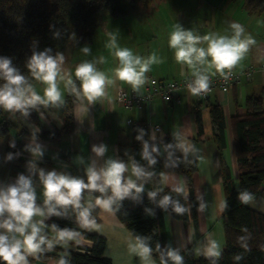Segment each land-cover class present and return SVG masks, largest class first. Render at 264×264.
<instances>
[{
    "label": "crops",
    "instance_id": "0c3cea01",
    "mask_svg": "<svg viewBox=\"0 0 264 264\" xmlns=\"http://www.w3.org/2000/svg\"><path fill=\"white\" fill-rule=\"evenodd\" d=\"M149 0L142 9L128 13L125 17L112 18L105 16L95 28L91 42L68 45L63 51L72 49L73 65H67L63 60L59 63L57 87L62 101L66 97L68 81L76 78L75 71L83 63H91L99 72H103L113 83H107L104 94L89 100L81 93L74 104L72 130L62 133L59 138L46 140L41 137L44 129L56 131L64 125L63 117L52 109L36 110L39 122L23 114L17 121L15 133L0 139V190L16 185L22 175L31 181L36 194V206L40 209V201L45 200L41 171L63 174L64 168L69 166L92 168L99 172L107 166L108 161H119L125 156L126 173L129 180H133V126L136 124H157L160 131H150L154 139L164 140L172 136L191 155L198 157L197 169L194 173V194L198 197V228L192 220L185 224L165 211V231L168 252L179 254L187 246H193L197 257H210L207 248L212 241L220 246L222 252L226 237L222 215L226 208L224 178L222 175L221 159L216 139V124L212 118L208 103L221 106L224 115V135L226 147L222 154L231 170L236 189H240V168L235 150L233 118L245 114L246 100L250 95H258L264 88V18L258 14H250L243 5V0H178V7L173 8L170 0H162L164 8L159 5L147 8ZM167 6H166V5ZM169 4V5H168ZM165 9V10H164ZM239 23L244 28V37L250 36L255 43L249 46L243 58L232 68L241 71L247 66H253L255 73L251 81L236 84L233 88H216L207 97H196L187 91L181 93V104H172L161 97L154 98L150 103L136 109L126 108L116 99L119 88L146 92L150 78L159 80L181 79L193 76V69L186 64H179L175 60L174 50L169 47V37L176 26L194 35L225 36L234 35L231 23ZM116 38V47L128 48L133 55L147 59L155 53L159 62L150 66L146 72L144 83L137 89L131 84L119 80L115 70L120 62L115 56L116 48L110 46L111 37ZM198 47L207 48V42L201 41ZM88 48L85 53L83 49ZM63 54L56 52L53 58ZM210 61V57H206ZM196 70L203 75L214 76V67L197 64ZM32 90L41 98L45 97L47 85L35 79L31 84ZM202 104L201 114L204 133L198 137L196 122V104ZM42 105L46 103H41ZM17 111L15 110V116ZM14 119V118H13ZM15 145L14 147L12 145ZM103 147V154H97L94 149ZM16 149V150H15ZM33 149H38L34 152ZM16 153V154H15ZM11 155V159L8 157ZM68 176V175H67ZM162 185L166 188H179L185 196L190 191L184 180L176 173H164ZM91 194H82L81 201L86 204L95 203ZM251 208L264 213V183L258 194L247 201ZM9 218L5 212L0 218ZM99 221L91 226L90 231L106 238L105 256L112 260V264H157L151 255L142 260L139 255L130 252L129 246L135 245L137 239L119 220L116 214L99 207ZM5 220L0 219V224ZM44 215L32 217L41 231L40 236L52 241L53 246L62 250L77 251L79 247L91 248L92 241L84 237L60 241L57 231L61 229L46 226ZM42 222V223H41ZM31 232V228L27 229ZM0 234L7 235L11 241L13 237L23 240V236L16 232H8L0 228ZM47 244L41 245V248ZM28 264H57L55 257L35 259L37 253L29 254L24 249ZM53 254L60 252L52 251ZM68 255V254H67ZM216 258V257H214ZM0 264L1 259H0Z\"/></svg>",
    "mask_w": 264,
    "mask_h": 264
},
{
    "label": "trees",
    "instance_id": "16d2710c",
    "mask_svg": "<svg viewBox=\"0 0 264 264\" xmlns=\"http://www.w3.org/2000/svg\"><path fill=\"white\" fill-rule=\"evenodd\" d=\"M0 0V59H8L11 66L25 77L27 84L35 81L29 63L34 54L55 50L63 52L69 44L81 45L93 40L98 23L105 16L118 18L139 10L148 0ZM248 13L258 14L264 18V0H243ZM6 81L0 77V87ZM82 93L81 81L76 77L67 85L63 103L53 105L37 103L27 108V115L39 122L36 110L52 109L64 119L61 129L42 130L41 137L46 140L57 139L62 133L72 130L73 116L71 110ZM202 104L195 107L198 137L204 133ZM212 118L216 124L226 208L222 215L226 242L219 258L197 257L194 247L187 246L178 255L183 264H264V213L247 205L242 197L250 198L259 193L264 183V88L258 95H250L246 100L245 114L233 118L236 156L240 168V189H236L230 168L223 158L222 151L226 147L224 135V115L220 105L208 103ZM0 107V139L10 134L17 121L24 114L17 111L15 119L3 117ZM133 168L139 167L143 175L133 174L132 183L142 187L137 193L135 188L123 199L114 197L112 189L104 193L85 189L82 194H91L105 199L112 197V211L130 230L133 236L143 238L151 249L150 255L157 264H175L168 255L164 215L169 210L172 216L185 224L192 220L198 228V197L194 194V173L197 169L198 157L186 153L181 145L172 137L164 140L154 139L144 124L133 126ZM139 137V139H138ZM148 155L145 157L144 153ZM126 157L121 156L119 162L126 164ZM150 161H155L151 163ZM63 173L88 183V170L83 167L69 166ZM164 173H176L187 184L190 194L185 196L179 188H166L162 185ZM126 171L122 183L129 182ZM154 193V197H150ZM169 197V203L162 207L160 201ZM179 204L186 211L178 214L174 208ZM80 208L72 205L60 206L53 201L50 205L40 201V209L44 212L45 225L68 229L79 233L76 237H84L92 241L91 248L79 247L77 251H67L53 246L38 252L35 259L55 257L57 264L63 259L65 264H112L105 256L106 238L92 233L90 227L81 226L78 216L84 208H89L90 219L99 221V207L81 201ZM53 207L55 213L49 214ZM7 220L9 218H0ZM74 237V238H76ZM24 254L23 249L21 250ZM52 251L60 253L53 254ZM68 254V255H67ZM240 259L237 260L236 257ZM2 264H6L1 259Z\"/></svg>",
    "mask_w": 264,
    "mask_h": 264
},
{
    "label": "clouds",
    "instance_id": "9594fccd",
    "mask_svg": "<svg viewBox=\"0 0 264 264\" xmlns=\"http://www.w3.org/2000/svg\"><path fill=\"white\" fill-rule=\"evenodd\" d=\"M230 27L234 32L231 38L213 35L200 37L194 35L192 31L181 29L179 26H176L171 33L169 47L174 50L176 62L188 65L193 69V75L196 77L194 86L189 85V89L194 95L209 89V78L196 70L197 64L203 65L207 63L209 67H214L216 72L223 76L225 69L231 70L243 58L249 46L255 43L250 36L241 38L244 34V28L241 24L233 22ZM201 41L207 42L206 49L197 46ZM110 46L116 48L115 56L120 62L119 67L115 70L116 77L131 84L134 89L139 88L144 83V74L150 70V66L159 62L155 53L151 54L147 59H143L140 56L133 55L128 48L116 47L115 36L111 37ZM83 51L87 53L89 49L85 48ZM206 57H210L211 60H206ZM62 60L63 56L53 58L48 55L47 50L32 56L29 69L36 79L47 85L45 97L41 98L27 84L25 77L11 66L10 60L0 59V77L6 81L0 87V107L9 111H22L27 115V108L29 106L34 107L37 103H51L53 105L63 103L56 83L59 75V63ZM75 75L81 81V89L89 100L102 96L105 85L113 83L103 72L97 71L91 63L79 65ZM68 83H71V81L69 80ZM12 146L14 147L15 145L13 144ZM94 150L97 154H103L104 152L103 147ZM33 151L36 152L38 149H33ZM144 155L145 157L148 155L146 150ZM8 158L11 159V155ZM150 162L155 163V161ZM125 171L126 166L123 162L110 160L107 166L99 172L92 168L88 169V183L67 175H58L54 171L46 175L41 171L40 175L46 198L45 204L50 205L55 201L56 205H72L74 208H80L81 195L85 189L104 193L108 188H111L114 197L117 199H123L133 188H135L137 193L141 192L143 190L142 187H137L131 181L122 183ZM133 172L137 176L143 175V170L139 167H134ZM149 195L154 197L155 194L150 193ZM242 199L247 201L250 197L244 195ZM35 201L36 194L32 188L31 181L22 175L16 185L0 190V216H3L5 212L9 216V219L0 224V228L23 236V240L13 237L10 241L7 235L0 234V259L5 261L6 264H28L27 257L22 253V249L29 254H35L43 250L41 245L47 244L48 250L53 247L52 241H47L45 237L39 235L41 228L36 223H32L33 216L44 215V212L37 208ZM113 203L114 199L112 197L107 199L98 197L95 201V206L111 211ZM168 203L169 197L167 196L160 201L162 207H166ZM174 210L178 214L186 211L179 204L175 205ZM48 213L50 215H58L53 207L48 208ZM89 217V208H84L79 212L78 220L81 226L90 227L95 224V220ZM29 227L31 228L30 233L27 232ZM52 228L56 230L55 225ZM77 235L79 233L68 229L57 231V239L60 241L72 240ZM129 250L139 255L142 260L146 259L151 252L144 239L140 237H137L135 245L129 246ZM168 255L175 261V264H183V258L175 251L170 250ZM207 255L216 258L221 255L220 246L215 241H212L207 248ZM236 259L239 260L240 257L237 256ZM59 264H65V261L61 259ZM212 264H216V261L213 260Z\"/></svg>",
    "mask_w": 264,
    "mask_h": 264
},
{
    "label": "built area",
    "instance_id": "2783aa9c",
    "mask_svg": "<svg viewBox=\"0 0 264 264\" xmlns=\"http://www.w3.org/2000/svg\"><path fill=\"white\" fill-rule=\"evenodd\" d=\"M254 73L255 68L253 66H247L241 71H236L234 69H225V74L223 76H221L219 73L215 74L214 76H208L209 89L207 91H202L196 95H194L189 89V85L194 86V81L196 79L194 75L186 78L169 80L150 78L146 87V92L140 93L133 90H127L125 88H119L117 91L116 99L126 108L136 109L150 103L156 97H161L168 103L178 105L182 102L181 93L183 91H187L188 93L196 97L205 98L212 90L216 88L230 90L236 84L242 82L243 80L251 81L253 79ZM144 127L149 129V131L158 132L161 130V127L157 124L148 123L144 124Z\"/></svg>",
    "mask_w": 264,
    "mask_h": 264
},
{
    "label": "rangeland",
    "instance_id": "374dc122",
    "mask_svg": "<svg viewBox=\"0 0 264 264\" xmlns=\"http://www.w3.org/2000/svg\"><path fill=\"white\" fill-rule=\"evenodd\" d=\"M123 2H124V4L126 3L127 4V2H125L124 0H122ZM162 0H149V3H148V6H147V8H150L151 6L153 7H156L157 8V6H161L162 7V9L164 8L163 6H164V4L163 3H160ZM173 8H176V7H178V0H170V3H169ZM168 4V5H169ZM166 5V4H165ZM167 6V5H166ZM142 9V7L140 8V10ZM165 10V9H164ZM70 46H73V44L71 43V44H69ZM72 49H69V51H66L65 53L64 52H61V54H63L62 56H63V61L67 64V65H73V63H72V61H73V57H72V54H71V51ZM56 53V51L55 50H50V51H48V55L49 56H53V54H55ZM61 56V55H60ZM2 116L3 117H9V118H14L15 119V110H11V111H9V110H5V109H3V113H2ZM18 128V127H17ZM17 128H13L11 131H10V133L12 134V133H15L16 131V129Z\"/></svg>",
    "mask_w": 264,
    "mask_h": 264
}]
</instances>
